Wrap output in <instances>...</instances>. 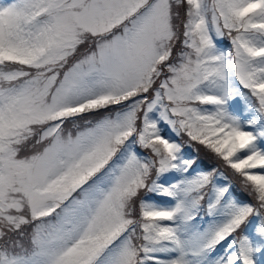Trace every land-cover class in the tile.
<instances>
[{"label": "snow or ice", "instance_id": "snow-or-ice-1", "mask_svg": "<svg viewBox=\"0 0 264 264\" xmlns=\"http://www.w3.org/2000/svg\"><path fill=\"white\" fill-rule=\"evenodd\" d=\"M0 264H264V0H0Z\"/></svg>", "mask_w": 264, "mask_h": 264}]
</instances>
